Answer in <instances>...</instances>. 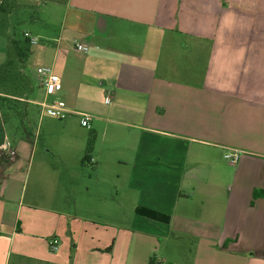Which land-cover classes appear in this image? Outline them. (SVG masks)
Instances as JSON below:
<instances>
[{"label": "crops", "instance_id": "crops-1", "mask_svg": "<svg viewBox=\"0 0 264 264\" xmlns=\"http://www.w3.org/2000/svg\"><path fill=\"white\" fill-rule=\"evenodd\" d=\"M19 2L37 11L23 23L39 20L43 4ZM52 3L58 30L28 32L30 62L62 88L46 96L37 82L36 103L64 101L65 126L90 115L77 124L89 133L68 145L77 171L63 155L33 160L29 136L12 143L0 164V264H264V0ZM8 33L0 65L12 58ZM235 150L232 164L224 154ZM88 168L93 184L66 188ZM117 169L126 189L113 195ZM117 208L134 215L117 223Z\"/></svg>", "mask_w": 264, "mask_h": 264}, {"label": "rangeland", "instance_id": "rangeland-1", "mask_svg": "<svg viewBox=\"0 0 264 264\" xmlns=\"http://www.w3.org/2000/svg\"><path fill=\"white\" fill-rule=\"evenodd\" d=\"M21 0H16V4L19 6H24L22 3H18ZM36 8H40L39 20L35 23H21L18 26V37L23 33L27 32H42L47 34H53L58 30V25L52 17L49 20L48 10L57 6L49 0H35ZM0 28H3L0 26ZM3 30V29H2ZM5 37L0 35V48H2ZM39 44H43V38H37ZM29 49L31 51L27 60V70L20 71V67L13 72H19V76L12 74V87L9 88L4 83L0 81V97L8 101H0V143L5 137L13 143L19 139H23L27 136L30 137V141L33 142L35 152L33 155V160H49L50 162H55L60 160L59 156L63 155V160H68L70 162L71 168H75V162L77 154L72 149H68V145L76 144L80 142L84 132L79 126V117H72L69 123H66L69 119H59L58 117H50L45 113H40L39 101L43 100V93L37 85L38 79L34 76L33 65L30 62L32 58L33 45L29 44ZM10 53L12 55V60H14V52L10 45ZM36 62V58L33 59ZM32 61V62H33ZM33 62V63H34ZM32 66H30V65ZM20 72L22 74L20 75ZM17 78V79H16ZM28 80V81H27ZM37 80V81H36ZM10 86V85H9ZM40 86V84H39ZM37 95L39 97L37 98ZM39 100V101H38ZM78 124V126H77ZM87 141L85 140V147L87 146ZM82 143V142H81ZM76 150V146H73ZM85 149V148H84ZM88 172L84 175L77 174V180L73 183H66V188L70 187L75 191L82 190L83 188L89 187V185L94 183L93 172L91 168L87 169ZM77 171V168H75ZM123 171L118 169L113 171L111 174L110 182V192L115 195L121 193L125 190V185L123 181ZM30 181L26 186V191L30 189ZM74 186V187H73ZM119 200V196H118ZM117 216H121L119 220L131 219L134 215L133 210H119L117 208Z\"/></svg>", "mask_w": 264, "mask_h": 264}, {"label": "trees", "instance_id": "trees-1", "mask_svg": "<svg viewBox=\"0 0 264 264\" xmlns=\"http://www.w3.org/2000/svg\"><path fill=\"white\" fill-rule=\"evenodd\" d=\"M64 1L66 0H49L48 2L60 3ZM35 16H37V11L34 8H25V6H19L16 4V0H0V26L3 27L0 28V31L2 29H8L9 43L14 52V60L7 59L3 64L0 65V81L9 88L12 87L11 82L14 78L12 77L11 73L14 70H17V67H20V71H25L26 61L31 53L29 49L30 43L24 37V33L18 37V26L25 20H31ZM21 74L22 72H20V75ZM13 75H15L16 77L19 76V72H13ZM0 101L6 102L8 100L0 97ZM93 143L94 135L90 133L86 146V154L83 158L84 162L89 161L88 154L92 150ZM135 213L158 221H169L168 216L146 208L138 207L135 209Z\"/></svg>", "mask_w": 264, "mask_h": 264}, {"label": "built area", "instance_id": "built-area-1", "mask_svg": "<svg viewBox=\"0 0 264 264\" xmlns=\"http://www.w3.org/2000/svg\"><path fill=\"white\" fill-rule=\"evenodd\" d=\"M24 37L28 40L30 44H34L36 39L33 38L28 32L24 33ZM89 47L85 44H75V50L79 53L88 52ZM36 75L39 80L40 87L44 90L46 96H56L61 88L62 83L60 77L53 71L51 67L41 66L36 69ZM106 103H109L106 100ZM40 111L42 113L49 114L59 119H64L69 111L66 109L64 101L60 99H55L51 102L43 101L39 103ZM80 117V125L83 127L88 126L91 116L85 113L76 112ZM15 157V150L13 144L5 137L0 143V164L2 161L13 160ZM240 158L239 151H233L232 153H225L224 159L228 160L230 163L235 164ZM57 242L55 239H51L48 243V253L55 254L57 251Z\"/></svg>", "mask_w": 264, "mask_h": 264}]
</instances>
